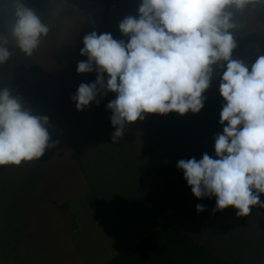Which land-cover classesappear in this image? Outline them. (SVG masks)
Masks as SVG:
<instances>
[{
    "label": "clouds",
    "instance_id": "1",
    "mask_svg": "<svg viewBox=\"0 0 264 264\" xmlns=\"http://www.w3.org/2000/svg\"><path fill=\"white\" fill-rule=\"evenodd\" d=\"M264 10V0H141L136 16L119 23L124 39L92 31L82 40L77 72L96 73L71 97L77 111L98 97L115 93L106 108L115 128L112 143L125 128L148 114L181 116L199 113L204 93L219 77L222 105L215 136V158L207 153L181 159L177 168L197 199L215 197L213 212L232 207L247 217L254 206L264 208V53L251 64L234 56L237 14ZM41 15L16 0L9 36L15 47L31 57L48 36ZM9 36L0 35V65L9 61ZM105 74L107 79H105ZM9 87L0 88V166L40 160L54 147L49 118L32 113L30 105ZM196 205L198 213L205 211Z\"/></svg>",
    "mask_w": 264,
    "mask_h": 264
},
{
    "label": "crops",
    "instance_id": "2",
    "mask_svg": "<svg viewBox=\"0 0 264 264\" xmlns=\"http://www.w3.org/2000/svg\"><path fill=\"white\" fill-rule=\"evenodd\" d=\"M60 125L49 121L54 147L12 175L0 264H264V208L213 212L215 197H194L138 132L130 154L100 127L67 135Z\"/></svg>",
    "mask_w": 264,
    "mask_h": 264
},
{
    "label": "rangeland",
    "instance_id": "3",
    "mask_svg": "<svg viewBox=\"0 0 264 264\" xmlns=\"http://www.w3.org/2000/svg\"><path fill=\"white\" fill-rule=\"evenodd\" d=\"M26 6L35 9L50 27L48 36L31 57L25 56L9 36L14 22L16 0H0V35L9 36L12 56L0 65V88L9 87L23 101L27 102L34 115L47 116L49 121L59 122L67 135H72L74 127L78 135L90 127H100L98 134L112 138L115 128L111 125L109 101L115 93L98 97L99 106L92 103L83 111H77L71 97L81 83L94 82L96 73L77 72L79 61L87 57L80 55L84 36L92 31L111 33L114 39H124L119 31V23L126 16H136L141 0H23ZM115 7L110 10L111 4ZM242 27L235 30L237 48L233 55L239 56L249 64L259 53H264V10L246 11L237 14ZM105 79L107 76L105 74ZM219 77L212 80L203 109L196 114L191 112L181 116L172 112L166 115L148 114L143 121H137L125 128L124 135L116 145L126 148L133 154V143L137 138L142 146H149L154 163L162 166L165 172L175 169L181 159L203 154L215 158V136L223 132L219 123L222 105L225 103L219 93ZM57 125L50 131L57 136ZM54 130V131H53ZM61 131V130H60ZM132 133V134H131ZM21 165L0 166V208L8 210V201L13 173L24 170ZM164 175V174H163ZM184 179L183 171L180 174ZM2 198V199H1ZM6 208V209H4ZM4 215L0 211V223ZM5 232V234H3ZM9 222L0 224V251L9 250Z\"/></svg>",
    "mask_w": 264,
    "mask_h": 264
},
{
    "label": "built area",
    "instance_id": "4",
    "mask_svg": "<svg viewBox=\"0 0 264 264\" xmlns=\"http://www.w3.org/2000/svg\"><path fill=\"white\" fill-rule=\"evenodd\" d=\"M114 7H115V4H114V3L111 4V6H110V10H112Z\"/></svg>",
    "mask_w": 264,
    "mask_h": 264
}]
</instances>
